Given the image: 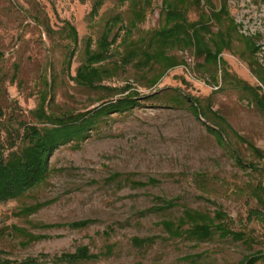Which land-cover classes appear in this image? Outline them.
<instances>
[{
    "label": "rangeland",
    "instance_id": "1",
    "mask_svg": "<svg viewBox=\"0 0 264 264\" xmlns=\"http://www.w3.org/2000/svg\"><path fill=\"white\" fill-rule=\"evenodd\" d=\"M95 1L0 0V51L5 54L0 63L2 138L4 124L17 128L21 121H34L30 111L38 105L44 78L53 85L57 113L94 110L102 105V98L116 101L125 96L121 90L128 86L137 89L142 98L156 93L163 97L165 92L178 89L200 99L203 106L209 104L232 131L227 133L226 144L220 145L207 131L206 120H198L188 108L166 99L149 98L131 113L109 115L80 149L71 143L55 151L50 160L52 173L45 184L0 204V264L28 259L40 264H68L62 261L64 255L81 247L97 258L79 264H240L246 256L264 250V225L246 222L249 208L255 207L251 190L264 183V176L236 162L240 157L264 167V160L234 135L264 152V117L251 103V93L223 81L216 87L209 73L198 70L197 64L203 60L183 50L173 54L186 64L167 72L153 89L146 87L148 69L136 62L116 70L99 90L81 86L74 78L86 58V43L91 40L95 49L104 22L113 15L128 16V3L106 0L99 16L92 20ZM214 3L220 7V0ZM162 7L163 0H153L141 31L160 26ZM228 8L239 34L257 40L261 47L257 59L264 69V0H228ZM37 17L50 24V30L48 26L39 28ZM189 17L191 21L199 19L196 11ZM65 21L78 32L77 46L63 32ZM140 35L137 31L135 38ZM120 41L112 58L103 63L110 69L115 64L123 66ZM72 53L68 71L65 61ZM222 57L232 76L264 90L250 68L252 58L245 43L235 40L232 50ZM17 66L19 75L13 82ZM166 202H174L175 207L164 210ZM37 204L44 207L30 216L20 215L23 208ZM186 209L211 216L222 210L235 221V231L244 230L247 224L245 229L256 243L248 245L218 236L202 243L173 238L163 224L177 222ZM86 221L92 222L87 228L71 227ZM46 225L56 227L48 229ZM31 236L41 239L32 241ZM146 239L151 241L140 244Z\"/></svg>",
    "mask_w": 264,
    "mask_h": 264
},
{
    "label": "trees",
    "instance_id": "2",
    "mask_svg": "<svg viewBox=\"0 0 264 264\" xmlns=\"http://www.w3.org/2000/svg\"><path fill=\"white\" fill-rule=\"evenodd\" d=\"M106 0H96L93 4L90 18L94 20ZM128 3V16L124 14L113 15L103 24L96 48L93 49L92 41L86 43L85 60L77 69L74 80L81 86L90 90H99L102 83L113 77L114 72L131 62H136L140 67L148 69L147 88L157 87L166 73L185 65L186 62L173 54L178 50L189 51L198 60V70L209 73L216 87L224 84L231 87H240L244 93H251L250 101L264 117V90L261 86L252 87L237 77L232 76L228 64L222 55L231 51L234 41L240 40L246 45L252 60L250 68L259 82L264 86V69L259 65L257 54L261 51L255 38H246L238 32V25L231 17L228 0H220L218 7L214 0H163L160 26L153 30L141 31L152 9L153 0H121V5ZM196 11L199 19L190 20V13ZM37 17V26L43 29L50 24L41 23ZM218 27L215 32L214 28ZM45 29V28H44ZM122 31L124 34L122 35ZM141 35L135 38V33ZM43 32V30H42ZM63 32L71 42L77 46L79 36L76 28L68 21L64 22ZM45 33V32H44ZM43 37V36H42ZM121 39L118 47L123 48L124 58L122 65L115 64L110 69L103 63L112 58V51ZM74 53L67 57L65 63L69 71L72 66ZM5 54L0 51V63ZM19 67L13 75L12 81L18 79ZM221 80V82H220ZM44 84L38 92V105L30 111L33 122L21 121L16 128L11 123L4 124L5 138L0 135V204L16 200L27 192L45 184L51 176L50 160L56 150L62 146L74 143V148L80 149L81 144L91 137V133L98 129L102 121L111 114L131 113L136 107L142 105V100L158 98L166 99L177 107L188 108L198 120H206L207 131L212 134L220 145H225L228 131H232L228 122L214 112L209 104L203 106L198 98L181 94L178 89L165 92L161 97L157 93L153 96L141 97L137 89L130 86L121 90L125 96L116 101H107L102 98V105L86 113L65 112L57 113L53 109V85L44 78ZM21 84H19L20 86ZM223 87L219 88L220 90ZM107 91L117 92L116 88H104ZM128 93V94H127ZM0 113V117H2ZM235 137L247 144L253 154L264 160V152L256 148L247 139L234 133ZM237 164L245 169H251L262 177L264 167L257 163L245 162L236 157ZM144 186V184H139ZM255 207L249 208L246 216L248 224L258 223L264 225V183L259 182L252 190ZM43 204L28 206L21 210V216H30L37 213ZM175 207L174 202H166L164 210ZM91 221L72 224L76 229L87 228ZM166 231L176 239H190L198 243L206 242L218 236L221 240H232L248 245L256 243V239L248 232L247 224L244 230L235 231V221L225 212L219 210L214 216L200 211L186 209L183 217L177 222H164ZM51 229L56 226L46 225ZM24 233L23 230H18ZM29 239L40 240V237L31 236ZM151 240H140V244L149 243ZM97 256L91 254L87 247H81L74 254H65L62 261L68 264H79L96 260ZM18 264H40L38 260L28 259ZM240 264H264V250H258L246 256Z\"/></svg>",
    "mask_w": 264,
    "mask_h": 264
}]
</instances>
